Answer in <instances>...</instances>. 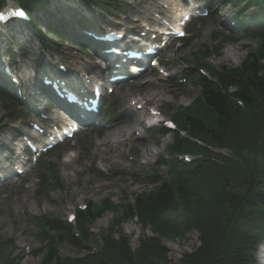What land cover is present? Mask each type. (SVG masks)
Here are the masks:
<instances>
[{"label": "trees", "instance_id": "trees-1", "mask_svg": "<svg viewBox=\"0 0 264 264\" xmlns=\"http://www.w3.org/2000/svg\"><path fill=\"white\" fill-rule=\"evenodd\" d=\"M240 77L242 82L233 96L242 99L250 107L251 113L255 111L254 103L262 111L263 121L260 117L259 125L263 134L259 132V136L263 144L259 150L264 152V68L250 65ZM208 100L221 116L218 121L221 125L218 134L225 132L231 117L238 116L234 122L237 127L245 121L246 116H243L241 109L235 107L229 98L219 94V97L209 95ZM179 194L187 209L195 216L191 228L198 232L200 242L195 251L183 254L177 262L169 257L170 251L165 242H175L177 237L160 221L161 215L174 202L167 187L158 196L138 199L134 208L124 205L123 218L137 220L144 232L138 240V249L131 251L128 238L121 234L119 241L108 239L109 250L115 252L124 264H256L252 257L254 236L247 230L252 224H264V186L258 190H248L245 187L240 194L223 190L214 196L212 202L192 199L180 192ZM57 239L58 236L50 241L51 246L42 264H105L96 263L92 254L62 260L55 248Z\"/></svg>", "mask_w": 264, "mask_h": 264}, {"label": "rangeland", "instance_id": "rangeland-1", "mask_svg": "<svg viewBox=\"0 0 264 264\" xmlns=\"http://www.w3.org/2000/svg\"><path fill=\"white\" fill-rule=\"evenodd\" d=\"M83 9H86V7H84ZM88 10L92 11L91 13H104L101 9H98V7H93ZM225 14L226 11H223V14L220 16L219 23L221 22V20L223 21L224 19H226ZM77 15L80 18H83L82 14H78V11ZM209 37L210 28L207 27L202 30L192 48H189L178 55V60H176V62H178L179 65L173 66L174 72L179 73L182 70V57L186 56L188 53L198 48L199 46L209 42ZM30 47H32V45H30ZM247 47L249 48L250 46H247L246 44H240V46H232L230 47V49L233 50V55H230L224 59H218V57H216L210 60V62L215 65H221L223 63H228L227 61H231V65H238L244 60V57L247 54L245 48L247 49ZM250 50L251 48L248 50V52ZM15 52H17V49H15ZM19 55L20 54L17 53L15 57H18ZM131 93L136 95L138 91L129 92V94ZM149 93L156 94L159 97H165L163 111L167 114V116L176 111L178 106L180 105V102L174 96L173 92H171L170 87L167 84L155 82L148 90L142 91L141 95L143 96ZM192 94V98L196 97L198 95V90L194 88V90H192ZM120 96L122 98H125L126 94L121 93ZM166 141L162 144V146L157 148V150H153L159 152L161 151V157L166 156V152L163 149V145H166ZM90 161L91 160L83 163V169L86 170V173L83 175L79 172V169L81 168L78 167L77 164H75L74 166H69L74 171L73 172L71 170H67V174L71 180L69 189L74 194L73 197H71L69 193L66 194L68 188H62L61 190L54 192L52 195H54L55 199L58 200L59 203L57 205L53 206L52 203L47 202L46 198L49 197V195H46L44 198H38L35 194V189L25 190L22 186H17L15 189H11L10 187H8L5 192L0 193V239H10L12 241V244L14 241L15 254L20 255L21 257V261L19 264H40L42 256L44 254V252H40L39 255H35L34 253H32L33 251L39 249L41 247V244L38 240L39 230L35 227H28V218L30 216L37 215L43 216L45 218H53L56 215H65L68 212L62 210L61 205H64L68 208V210H71L86 204L88 201H94L98 203L99 201L107 197H111L114 204L122 206L123 204L130 203V201L134 200L135 197L146 193L151 189V186L145 183L138 185L136 180L132 177H130L128 181L125 182L103 181L99 179L95 174H88L87 165H89ZM156 161L158 160H152V162ZM148 173L149 171L145 172L143 175L146 176V174ZM131 184H133L134 186ZM128 186H130L131 188H126ZM96 189L99 191H96ZM94 194L97 195L95 196ZM45 209L47 210L45 211ZM122 215L123 213L121 212V210L118 213H106L102 219L91 226V235L84 243L83 250H81L78 246H74L72 241L68 240L59 242L57 244L59 253L63 257H69L72 259L75 257L86 255L91 251H97L100 242L103 240V236L106 230H109L112 225H116L117 223H119L118 218H121ZM116 227L121 229L123 233L131 237L130 244L132 247L137 246L139 238H141L144 234L141 227L138 226L135 221H123L120 222ZM44 235L48 236L47 238L52 239L53 232L51 230H47ZM165 246L170 251L169 257L177 262L182 258L183 254L195 251L197 247L200 246V242L198 234L195 232H191L187 235L186 240H178L175 242L166 241ZM7 251L8 253L10 252L9 250ZM29 251L32 252L27 253ZM260 252L261 253L259 254V257L262 260L264 259V245L262 246ZM95 257L96 260H99L96 254ZM104 257L107 263L124 264L123 261L116 255V253L111 252L109 249H107ZM258 262L259 264H264L260 261ZM0 264H3V261L0 260Z\"/></svg>", "mask_w": 264, "mask_h": 264}, {"label": "bare ground", "instance_id": "bare-ground-1", "mask_svg": "<svg viewBox=\"0 0 264 264\" xmlns=\"http://www.w3.org/2000/svg\"><path fill=\"white\" fill-rule=\"evenodd\" d=\"M27 1L28 0H23L25 5H26ZM99 37L101 38V36L99 35L95 39L90 40L86 45L89 46V47L96 46V44L98 43L96 41L99 40ZM33 41L38 44L37 48L41 46V41L39 39L33 38ZM109 52L112 53L111 50H109ZM45 54H46V52L43 51V52H41V54L39 56H37V58H36L35 54H30L32 58H34V59L36 58V60L37 59L38 60L37 61H29V60L23 61L24 62V68L26 66L29 70L35 71V67L38 68L39 65L41 64V62H45V61L48 60V58L51 57L50 56V57L47 58L45 56ZM196 55H199V54L196 53ZM28 61L33 63V66L30 65L29 63H27ZM53 62H54V59L51 60L50 65L54 64ZM20 64H22V62H20ZM44 70H46V69H44ZM155 98H157V97H155ZM23 99H25V104L30 102V103H33L36 106V102L33 99H30L29 97L28 98L23 97ZM159 100H160V97L158 98V101ZM36 107L38 108V106H36ZM135 131L136 130L134 129V124H131V125H129V127H124V128H117L116 127L114 129H111L110 132H108V133L106 132V134L104 136L105 140L103 139L102 143L100 145L96 146V153L101 158V162L104 163V164H108L111 161H113V156H110V153L113 152V151L115 152L118 149V147L126 145L128 140H130L132 138V136L135 135L134 134ZM103 149H105V150H103ZM149 153L150 152H147V153H144V154H145V156H149ZM151 157H153V156H151ZM96 191H99V190L96 189ZM94 195L96 196L97 194H94Z\"/></svg>", "mask_w": 264, "mask_h": 264}, {"label": "snow or ice", "instance_id": "snow-or-ice-1", "mask_svg": "<svg viewBox=\"0 0 264 264\" xmlns=\"http://www.w3.org/2000/svg\"><path fill=\"white\" fill-rule=\"evenodd\" d=\"M20 15H21V16H23V15H24V13H20Z\"/></svg>", "mask_w": 264, "mask_h": 264}]
</instances>
